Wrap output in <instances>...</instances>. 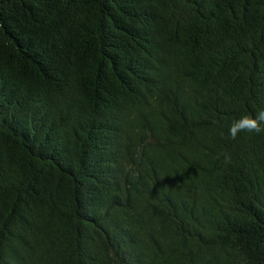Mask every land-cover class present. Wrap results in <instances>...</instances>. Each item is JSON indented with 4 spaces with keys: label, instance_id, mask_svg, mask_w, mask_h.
Returning <instances> with one entry per match:
<instances>
[{
    "label": "trees",
    "instance_id": "16d2710c",
    "mask_svg": "<svg viewBox=\"0 0 264 264\" xmlns=\"http://www.w3.org/2000/svg\"><path fill=\"white\" fill-rule=\"evenodd\" d=\"M261 109L264 0H0V264H264Z\"/></svg>",
    "mask_w": 264,
    "mask_h": 264
},
{
    "label": "clouds",
    "instance_id": "9594fccd",
    "mask_svg": "<svg viewBox=\"0 0 264 264\" xmlns=\"http://www.w3.org/2000/svg\"><path fill=\"white\" fill-rule=\"evenodd\" d=\"M241 132L264 135V109L259 110L255 116L242 115L234 120L229 127V136L236 140ZM225 159H229L227 156Z\"/></svg>",
    "mask_w": 264,
    "mask_h": 264
}]
</instances>
